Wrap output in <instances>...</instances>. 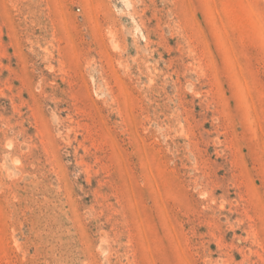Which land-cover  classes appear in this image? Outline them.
I'll list each match as a JSON object with an SVG mask.
<instances>
[{
    "label": "rangeland",
    "instance_id": "1",
    "mask_svg": "<svg viewBox=\"0 0 264 264\" xmlns=\"http://www.w3.org/2000/svg\"><path fill=\"white\" fill-rule=\"evenodd\" d=\"M0 264H264V0H0Z\"/></svg>",
    "mask_w": 264,
    "mask_h": 264
}]
</instances>
